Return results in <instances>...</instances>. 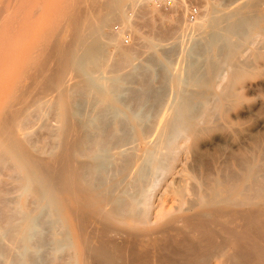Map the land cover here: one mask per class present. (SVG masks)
Listing matches in <instances>:
<instances>
[{
  "label": "bare ground",
  "instance_id": "6f19581e",
  "mask_svg": "<svg viewBox=\"0 0 264 264\" xmlns=\"http://www.w3.org/2000/svg\"><path fill=\"white\" fill-rule=\"evenodd\" d=\"M130 1L0 0V156L24 172L40 209L45 205L49 219L58 221L60 237L54 240L66 246L69 257L60 264H264V171L258 174L261 166L251 150L230 152L234 168L223 165L230 172L223 175L221 167L219 177H207V171L198 176L194 163L201 136L230 127L236 118L230 119L236 105L229 104L242 98L238 85L251 75L244 65L263 55L264 0L205 6L203 21L186 28L192 36L179 48L184 59L167 76L172 47L151 51L128 95L119 90L121 70L105 71L107 45L120 41L104 29ZM30 35L32 44L24 50ZM154 39L146 46L156 48L161 40ZM24 53L33 68L29 60L19 64ZM125 56L128 62L117 57L129 65L131 55ZM222 69L225 81L218 80ZM44 99L55 103L57 124L50 133L52 150L49 144L40 156L41 148L34 152L23 140L20 120ZM130 100L135 103L126 109ZM180 157L186 161L181 176L169 178ZM30 211L20 225L15 222L11 239L17 249L26 248L35 233L30 232L38 214Z\"/></svg>",
  "mask_w": 264,
  "mask_h": 264
},
{
  "label": "rangeland",
  "instance_id": "374dc122",
  "mask_svg": "<svg viewBox=\"0 0 264 264\" xmlns=\"http://www.w3.org/2000/svg\"><path fill=\"white\" fill-rule=\"evenodd\" d=\"M221 1H223V0H221ZM224 1H225V3L228 2L226 0H224ZM224 1H223V3H224ZM130 2L131 3H126L127 6L123 7L122 12L120 14L116 15L119 18L116 16L114 18H112L113 21H111L112 20L111 19L110 20L111 23L109 22V24H107L108 27L106 26L104 29L106 33L119 34V41H120L118 43L119 45H117V46H115L113 44L107 45L106 58H108V60L106 61V58L104 59V63H105V66L107 67V69L106 68H104V69H106L105 71L108 70L111 73L117 72V70L118 71L121 70L119 72H120L121 76H123V78H122L123 83L121 82L122 86H121V89H119V90L124 91L128 95H130L131 92H129L130 90H128L127 87L128 88L132 87L131 90H133L135 87H137V84H133L131 82H137L138 81L139 78L137 79V76L139 77L138 74L140 72L139 66L142 65V67H143L144 65H146V58L149 56L150 53L153 52L152 53L153 55L159 54L160 51H158L157 48L160 50L161 49L166 50V48L168 46V47H172L171 50L173 49L171 52V54L173 56L171 55L172 57H171L170 63L172 65L173 64L174 65H173V67H171L172 65L171 66L168 65L166 68H164V71H167V73H168L167 74L165 72V74L167 76L170 75L173 68L175 66H177L176 64L178 62H181V60L183 58V57L180 58V53H182V50H181L182 44L181 43H185V41L187 42L188 41L187 39L190 40V37L192 36L191 32L189 31L190 32L189 33L187 30L188 27H191L194 23L197 24V22L203 21L204 15H205L204 13L206 12V7L209 5H214L219 1L218 0H173L171 2V4H168L167 0H138V1L132 0ZM133 3H135V4H133ZM129 4H131V5H129ZM193 5H195L199 8V15L196 18L197 20L195 19V20L190 21L187 18V11H188L189 7L193 6ZM126 18L127 19L129 18V19L127 20ZM199 20H201V21H199ZM124 21H126L127 25L124 24ZM128 21H130V23ZM121 22L123 25L121 24ZM189 23H190V25H189ZM128 25L131 27H128ZM178 25H181V27ZM178 30H180L181 32H178ZM183 32H184V35H183ZM120 33H121V37H120ZM177 33L178 34L180 33V35H178ZM184 36L186 37L185 40H184V38H185ZM33 37L34 36L30 35L29 38H27V39L24 38V43L22 44V48H24V50H26L28 48L27 46H30L32 44L31 40L33 39ZM148 37H150V38H148ZM170 37H173V38L170 39ZM156 38L158 39L157 41H159V39H160L161 42L164 44H161V42H159L158 46L156 48H151V47H149V45H147L151 49V50H149L148 47L146 46V44H148V40L149 39L156 40ZM179 39H181V40H179ZM169 41L173 45H170ZM174 41H177V42H174ZM174 44H176V45H174ZM186 44H183V46H185ZM163 45H165V47ZM119 46H122V48ZM160 46H162V48H159ZM179 48H181V49H179ZM167 49H169V48H167ZM259 49L262 50L263 55L260 54L259 57L249 58V61L247 60L245 63V65L247 67L244 65L245 69L251 75L247 79H245V81L243 83L238 85V87L241 89L240 91L242 93V98H239V99L240 100L242 99V100L240 101L238 99H234V100L230 101L229 107H233L234 105H236L233 108H231L232 113H233V109H234L235 115H234V113L230 114L231 111L229 113L230 119L231 118L233 119L234 117H236L233 120L231 119L234 122V124L232 122V125L230 127L220 126V127L215 128V129H212L209 131L210 133L206 132V133H204L205 135L203 134L204 136L202 135L201 136L202 138H200L201 141L204 139L205 142L200 141L199 144H201V145H199V147L201 150H199L198 158L196 159V161H194V163L197 164L196 165L197 168H195L198 171L197 175L200 177H202L203 174L206 173L205 171L209 172L208 175L206 173L207 177H209L210 174H211L210 177L211 176L212 177H216V176L219 177V174L222 171L221 167L223 168L226 165L230 167L229 169L234 168V161H233V158H231L233 156L232 155L233 151H235L234 153H236L238 150L243 149L246 146H248L247 148H249L251 150V152H250V150H248V151L250 153H252V156L255 157V163L257 164V166H259V165L261 166V168L258 169L259 170L258 174L259 175L263 174V171H264V155H262V154H264V149H263L264 148V138H263V136H264V43H262V45ZM259 49H258V51H260ZM117 52L120 54H118ZM125 55H131L130 59L132 62L129 63V65L127 63L126 64L123 63L124 65L122 64V62H124V61L128 62L127 60H125V59H127ZM174 55L176 57H174ZM117 56L121 57L120 59H122V60L124 59V60L123 61L120 60ZM123 56H124V58H123ZM24 59H25V61H24ZM177 59H178V62H177ZM28 60H29V56L27 54L25 56V53H24L23 58L19 61V64H24V63L27 64ZM28 65L31 68L34 67V63L31 59L29 60ZM131 65L133 67L138 66L137 69L135 68L136 71H135V69L134 70L131 69L132 68ZM171 68H172V70H171ZM128 70L131 72V74H129V75H128V73H130V72ZM131 70H133V71H131ZM222 70H223V71H221L222 74H220V77H218V80L225 81L226 75H227V70L226 69H222ZM160 71H163V69H160ZM134 72L136 74L137 73L138 74L135 75ZM111 73H109V74H111ZM133 77H135V79ZM159 78H160V76H159ZM222 78H223V80H222ZM126 79H129L130 83L128 82V80L126 81ZM156 81H158V79L155 78V81H154L155 85H156ZM244 83H246V84H244ZM243 87H246V88L243 89ZM169 90H171L170 86L167 88L166 94H169V92L171 93V91H169ZM243 91H244V93H246L245 96H243L244 95ZM169 95H167V96L170 97ZM130 97H132V96H130ZM168 97H166L167 100L170 99ZM45 99H47V98H45ZM42 100H40V101H42ZM133 100L132 101L130 100L129 102L125 101L124 105H126L128 103L125 106L126 109L129 108L130 105H132V106L134 105L133 103H135V102H133ZM45 101H47V100H45ZM45 101L44 102L42 101L43 105L41 104V106L39 105L40 102H38L36 106L30 108V110L27 112V114L20 120L21 121L20 122V129H21V134H22L23 140L26 142V144L28 146H29V144H32V146H33L32 150L33 151H34V149L36 150L38 147H39L38 150L41 148L39 150L40 152L39 151L37 152V153H40L39 154L40 156L43 153H44L43 155H45L47 153V152L46 153L44 152L47 149L46 146L48 147L49 144H51V146H52V143L54 145V140H53L54 134L50 135V133H54V131H53V130H55L54 126H56V124H57L56 118H55L56 112H57V111H55L56 105L53 106V104H55V103L52 101V104H50L51 100H49V99L47 101L49 103L46 102L47 103L46 104ZM238 101H239V103H238ZM136 102H137V100H136ZM132 106H130V107H132ZM54 112H55V115H54ZM234 120L236 121V123ZM150 121H152V123H153V119ZM213 131H214V133H213ZM207 133L210 136H208ZM219 133H221V134H219ZM212 134H213V136H212ZM255 134H257V135L255 136ZM215 135H216V137H215ZM244 135H246V136H244ZM49 136H51V137H49ZM224 136H225V138H224ZM210 137H212V138H210ZM218 137H220V138H218ZM252 137H255L256 139H254ZM258 137H260L261 140H260V138L258 139ZM242 138L244 139V142H243ZM49 139H50V141H49ZM207 139H208V141H206ZM239 139H241L242 141ZM227 141L229 142L230 145L233 143V145H231V146H234V147H230V145L227 143ZM251 142L253 144H251ZM234 143L236 145H239V146H236ZM237 143H239V144H237ZM244 143H246L247 145L246 144L241 145ZM249 144H250V147H249ZM255 144H257V146H255ZM51 148H53V146L50 147V149L48 148L47 151L49 152L50 150H52ZM229 148H231V149L229 150ZM235 149H237V151ZM227 150H229V151H227ZM262 151H263V153H261ZM34 152H36V151H34ZM230 152H231L232 156L229 154ZM218 153L220 154V156ZM260 154L263 157H261ZM224 155H225V158H224ZM226 155L229 157H227ZM4 156L7 158V160H6V158H4ZM4 156L3 157L0 156V231L1 232L4 231L3 232L4 234L2 233L3 236L0 237V264H25L24 261L26 259H29V260L31 259V261L34 260L35 261V262L33 261L34 264H36V262H37V264H60V262L63 260L62 257L63 258L65 257L66 259L69 257H68V254L65 252L67 250L66 246L64 244L62 246L61 243L54 240V237H55V239L60 237L57 233L59 231V226L57 225L58 221L55 220V217H53V218L51 217L54 220V221L52 220L53 222L50 221L51 218L49 219L50 216H48L49 210L47 207H45V205L40 209V207L38 205L40 202H39V200H37L38 195L36 193V190H34V191L32 190L33 192L31 190H29L31 188L30 187L31 185L26 182V179L24 177V172H22L21 169L14 164V162L9 158V156H6V155H4ZM203 156L207 157L206 159L209 162L205 159V157L203 158ZM1 158H4V159H1ZM181 158L182 157H180L177 160L174 168L172 169V172L168 175L169 178L175 177V179H176V178H179L181 176L180 166L186 162L185 160L182 161ZM199 158H201V159H199ZM226 158H228V159L230 158V160H228V163L230 162L229 165L227 163ZM1 160H4V161L6 160L9 163L6 161L3 162ZM220 160H222V161H220ZM200 161H201V163H200ZM224 162L227 164H225ZM179 163H181V164H179ZM7 164H9L10 166L9 165L7 166ZM199 165H201V166H199ZM208 165H209V167H208ZM218 165H219V167H218ZM15 166H16V168H15ZM203 166L205 167V170H203L204 169ZM12 168H13V170H11ZM223 169H225V170H223V172H224V174L222 173L223 175H225V173L230 172V170L227 171V169H228L227 167H224ZM210 170L213 173H211ZM261 170H262V172H261ZM203 171H204V173H203ZM148 173H149V171H148ZM148 173H146L148 176L146 174H145V176H147L150 179L151 177H149ZM177 174H178V176H177ZM222 174H220V175H222ZM262 176H264V174ZM147 177H144V178L148 179ZM144 178H143V181H144ZM202 178H204V177H202ZM146 179H145V181H146ZM26 186H27V188H26ZM27 189L29 191H31L32 193L29 192V194H27V191H28ZM33 189H34V187H33ZM30 194H32V196ZM168 195L166 196V198L168 197L167 199H170L171 197ZM33 198H34V200H33ZM36 200H37V203H36ZM165 203H167V202H165ZM35 204L38 205L37 206L38 208L35 206ZM167 204H168L167 207H169L171 205H174L175 202H169ZM30 209H31V211L35 210V212L33 211L34 214H36V213L38 214L37 215L38 218L36 217V219H38L37 223L35 221V224H37L36 225L37 227L34 224V227H33L34 229H32L30 233L31 234L34 232L35 233L31 236L29 235V238L31 241H29V238H28V241H27L28 246L26 248L17 249V246H15L13 243L14 238H15V236L13 237V233L16 231V230H13V228L14 229L17 228V226L15 225V222L18 221V222H16L17 224L22 222L20 219H23L25 213L26 212L28 213ZM31 211H30V213H31ZM45 211L48 215L45 213ZM9 224L11 227L12 226L13 227L11 228L9 226ZM20 224H18V225H20ZM51 233L53 234V237L51 236L52 235ZM41 236H44V237L41 238ZM49 237L51 238V240H49L50 239ZM11 238L13 239V241ZM45 242H47V243H45ZM41 243H42V245H41ZM45 244H46V246H45ZM32 245H36V247L34 246V248H33ZM13 247L16 249H14ZM63 247H65V248H63ZM64 249H66V250H64ZM30 250L32 252L33 251L34 252L33 253L30 252ZM36 250L37 251L39 250L38 251L39 255H37L38 252ZM19 252H21V253H19ZM28 254H29V256H28ZM56 255H57V259H58L57 262H56ZM27 256H28V258H27ZM35 256H36V258H35ZM38 259L40 262H38ZM68 261H67L68 262L67 264H71V260L68 259Z\"/></svg>",
  "mask_w": 264,
  "mask_h": 264
},
{
  "label": "built area",
  "instance_id": "2783aa9c",
  "mask_svg": "<svg viewBox=\"0 0 264 264\" xmlns=\"http://www.w3.org/2000/svg\"><path fill=\"white\" fill-rule=\"evenodd\" d=\"M172 1L173 0H167L168 4H171ZM198 15H199V8L195 5L190 6L188 11H187L188 20H190V21L195 20Z\"/></svg>",
  "mask_w": 264,
  "mask_h": 264
}]
</instances>
